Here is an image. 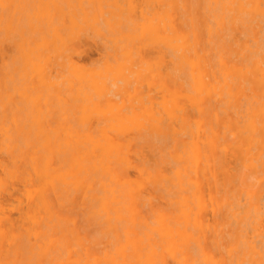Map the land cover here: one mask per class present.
<instances>
[{
    "label": "bare ground",
    "instance_id": "6f19581e",
    "mask_svg": "<svg viewBox=\"0 0 264 264\" xmlns=\"http://www.w3.org/2000/svg\"><path fill=\"white\" fill-rule=\"evenodd\" d=\"M93 2L88 0L84 5L80 0L74 7L70 0H37L31 10L36 17L32 27L39 33L40 39L47 32L63 42L62 32L76 25L75 17L79 18L80 14L86 18L88 11L96 7ZM160 7L156 22L147 16L146 8L139 10L138 16L143 19L142 22L138 23L134 16L129 18V22L139 30L138 37L139 34L157 28L163 44L166 49H170L184 73V81H178L176 94H173L176 100L169 114L170 121H162L158 125L159 134L167 135L172 142H176L174 145H180V153L176 158L183 169L177 168L175 174L180 192V218L185 222L183 227L179 226L180 218L160 211L152 215L156 224L151 225V214L147 215L143 209L149 199L143 197L141 186L132 183L127 171L133 167L140 175L145 172L152 174L144 162L135 163L132 160V155L136 154L135 140L99 138L95 135L96 138L91 136L60 141L57 138L51 139L48 132L41 131L40 135L34 137L19 138L0 124V196L8 190L10 182L19 181L23 185L20 195L26 205L22 210L25 223L19 226L10 218L6 204L0 199V264H21L24 262L20 257L22 255H26L28 264H230L212 246L216 236V219L223 205L231 202L230 197L239 195H243L248 208L257 216L261 213V192H264V33H261L264 31V0H207L206 12L197 21L181 0H160ZM97 8L102 9L100 4ZM208 17L215 25L214 29L207 21ZM236 27L245 30L251 43L248 38L235 42L237 47L228 50L226 54L217 53L211 59L206 48L208 37L213 31L216 36H220ZM39 38L24 43V63L36 66L40 85L49 87L54 85L45 66L49 58L46 54L49 44L43 39L38 41ZM120 54L124 55L123 52ZM232 54L239 57L240 61L233 60ZM97 71L99 69L91 73L86 71L92 79L89 81L92 87L97 86ZM124 72L117 70L112 73L111 79H108L111 83L106 80L108 85L112 84L111 87L115 88L120 73L127 80L135 70L130 66L128 73ZM100 82L104 83L103 77ZM105 97L107 102L112 101L111 97ZM99 110L96 108L92 112L99 114ZM162 110H159L160 113ZM116 123L115 128H111L112 124L108 128L118 129L116 125L119 123ZM59 152L67 153L73 165H76V171L72 174L73 181L82 187L83 193L91 191L89 197L92 206L97 208L96 212L105 224L104 228L110 233L107 245L102 249H92L84 243L82 236L77 235L76 247L60 250L58 238L54 237L61 218L53 209L51 194L56 188V182H67L66 176L58 172L51 160ZM228 156L239 161L238 169L228 165ZM151 176L156 180L163 173L157 171ZM208 211L213 214L211 223L205 219ZM187 223L192 224L193 230H186ZM31 235L34 241L27 243L25 236ZM176 236L180 242L175 241ZM248 245L253 253L252 263L261 264L255 245ZM57 250L61 252L57 254ZM52 252L57 255L53 256Z\"/></svg>",
    "mask_w": 264,
    "mask_h": 264
},
{
    "label": "rangeland",
    "instance_id": "374dc122",
    "mask_svg": "<svg viewBox=\"0 0 264 264\" xmlns=\"http://www.w3.org/2000/svg\"><path fill=\"white\" fill-rule=\"evenodd\" d=\"M36 1L0 0V124L4 128H8L9 133L19 138L34 137L40 135L39 132L41 131L48 132L51 139L57 138L60 141L86 139L93 136V138H96L95 135L99 138L135 140L136 154L132 155V160L135 163L144 162V166L152 174L157 171L163 173L162 177H156V180H153V176L150 177L152 174L149 175L145 172L140 175L133 167L127 169L132 183L140 185L143 197L149 199L143 209L147 215L150 216L151 214L150 221L153 220L151 225L156 224L152 215H156L157 211L168 212L180 218L181 205L178 202L180 192L178 191L179 186L175 174L177 168L183 169L180 161L176 158V155L180 153V145L177 144L178 147L174 145L176 142H172L167 135L168 140L164 139L166 137L158 133V125L162 121H170L169 114L176 100V96L173 94H176L178 81H184V73L178 66L177 60L170 49L168 48V51L163 44L157 28L143 35L139 34L138 37L139 30L133 28L134 26L129 22L131 16H134L138 23L143 21L138 16L140 8H146L148 10L147 16L152 18L153 22H156L157 18L155 17L161 8L160 0H94L93 5L96 7L88 11L87 17L82 18L81 14L79 18L75 17L77 19L76 25L62 32L63 42H61L62 39L52 37L50 33H44L42 39L49 44L46 54L49 61L51 60L49 62L47 59L45 66L51 80L54 81V85L49 87L40 85L36 66L25 65L22 52L24 43L39 38V33L34 31L32 27V24L36 22V17L32 15L31 10L32 7L36 6ZM82 1L86 5L88 0ZM79 2L80 0H70L74 7ZM181 3L186 4L195 21L207 9V0H181ZM99 4L102 9L97 8ZM108 9H111V11L109 12ZM104 13H106V16ZM29 18H31V24ZM207 21L214 29L213 21L209 17ZM17 26L18 28H16ZM261 33L263 34L264 31ZM156 37L159 39L153 41ZM208 38L209 44L206 48L211 59L217 53L226 54L228 50L237 47L238 45L235 42H242L248 38L251 43L250 38L241 27L227 30L224 34L221 33L220 36H216L213 31ZM42 39L39 38L38 41ZM121 52L124 55H121ZM231 57L235 61H240V58L235 57L234 54ZM125 61L127 64H125ZM52 63L53 65H51ZM130 66L135 70L132 76L129 74V78L124 80L120 73L116 84H114L115 88H112V84V87L108 85V83H111V80L108 79H111L112 73L117 70L122 72L125 70L124 73H128ZM97 69H99L97 76L95 72L93 73L97 78V86L92 87L89 82L92 79L86 74V71L91 73L90 71L93 72ZM102 77L104 83H99ZM63 78L65 79L63 80ZM84 78L85 82L83 81ZM87 79L89 84L86 82ZM166 87H168V90ZM157 88L160 90L157 91ZM99 96H103L102 100ZM105 96L111 97L112 101L107 102ZM171 96L175 97L171 98ZM85 98L86 100H84ZM117 101L120 103H117ZM156 101L157 103H155ZM109 105L110 109H105ZM113 106H116V108L114 107L115 111ZM98 107L100 110L102 108L105 110L100 111ZM96 108L97 111L99 110V114L92 112ZM77 109L80 112L76 111ZM159 110H162V112L160 113ZM114 115L118 118L115 119ZM124 115L127 116L124 117ZM130 119H135V122ZM115 123H119L120 127L116 125L118 129L110 130L108 127L112 126L111 128H113L114 126L115 128ZM110 124L112 125L110 126ZM133 125L135 129H133ZM104 126L110 131L105 129ZM121 127L123 128L120 130ZM67 133L69 134L67 135ZM75 133L78 134L75 136ZM51 160L58 172L63 174L62 176H66L67 179V182H56V188L51 194L53 209L58 212L61 218L59 226L54 231V237L58 238L60 250L76 247L75 237L77 235L82 236L84 243L92 249L106 247L110 233L104 228L105 224L101 217L99 218L96 212L97 208L92 206L89 197L91 191H87V198L86 194L82 192V187L73 181L72 174L76 171V165H73L72 160L65 152L54 154ZM227 162L233 169H238L240 166L239 161L233 157L228 156ZM21 185L19 181L10 182L8 190L0 196V199L6 204L10 218L19 226L25 223L22 210L26 207L23 197L20 195L23 189V185L22 187ZM59 185H62L61 188ZM218 189H220V186ZM261 196V213L259 212L257 216L252 209L248 208L243 195H239L230 197L231 202L223 205L221 213L216 219V236L212 240V246L230 264H253L251 261L253 253L248 245L250 243L255 245L262 260L261 264H264V192H261ZM167 201L169 204H167ZM11 206H14L12 210ZM205 219L210 223L213 222V214L208 211L205 214ZM182 221L183 218H180V227H183V223H185ZM186 227L187 231L193 230L191 223H187ZM153 236L157 238L154 233ZM25 238L27 243L34 241L32 235L31 237L25 236ZM175 241L180 242L178 236L175 237ZM65 243L69 244L66 245ZM60 250L56 251L57 254L61 252ZM56 252H52V255L56 256ZM20 257L24 260L21 264H28L26 255Z\"/></svg>",
    "mask_w": 264,
    "mask_h": 264
}]
</instances>
